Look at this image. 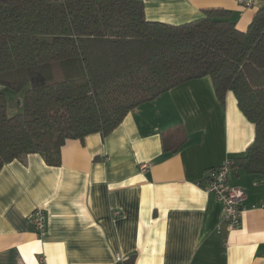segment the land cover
Instances as JSON below:
<instances>
[{
  "label": "crops",
  "instance_id": "crops-1",
  "mask_svg": "<svg viewBox=\"0 0 264 264\" xmlns=\"http://www.w3.org/2000/svg\"><path fill=\"white\" fill-rule=\"evenodd\" d=\"M145 0L146 20L180 26L231 11L244 32L264 0ZM255 126L211 78L185 83L131 112L107 136L68 140L62 164L41 154L0 172V264H264V177L232 171L247 195L242 226L218 235L222 204L201 182L240 157ZM147 166L146 170L143 167ZM43 208L38 236L29 216Z\"/></svg>",
  "mask_w": 264,
  "mask_h": 264
},
{
  "label": "trees",
  "instance_id": "trees-1",
  "mask_svg": "<svg viewBox=\"0 0 264 264\" xmlns=\"http://www.w3.org/2000/svg\"><path fill=\"white\" fill-rule=\"evenodd\" d=\"M144 1L0 0V87L24 95L13 114L17 96L0 91V172L32 154L60 167L68 140L107 136L142 105L209 77L220 103L233 93L255 126L231 169L264 177V8L242 32L223 8L180 26L148 21Z\"/></svg>",
  "mask_w": 264,
  "mask_h": 264
},
{
  "label": "built area",
  "instance_id": "built-area-1",
  "mask_svg": "<svg viewBox=\"0 0 264 264\" xmlns=\"http://www.w3.org/2000/svg\"><path fill=\"white\" fill-rule=\"evenodd\" d=\"M241 3L244 7H250L253 5V0H244ZM146 168L147 166H144L143 170L145 171ZM232 171L227 161L220 167L208 170L206 173L205 191L214 196L223 206L221 222L216 229L218 235L236 231L242 226L247 195L243 189L230 187L229 177ZM29 221L38 236H42L46 232L47 216L43 208L34 210L29 216Z\"/></svg>",
  "mask_w": 264,
  "mask_h": 264
},
{
  "label": "rangeland",
  "instance_id": "rangeland-1",
  "mask_svg": "<svg viewBox=\"0 0 264 264\" xmlns=\"http://www.w3.org/2000/svg\"><path fill=\"white\" fill-rule=\"evenodd\" d=\"M0 91L6 93L8 95L9 99H13L15 96H17V98H16L17 100L11 102V104L14 105L15 109H16V103H20L21 104V101L23 100V104H24V95H22V96L15 95L12 92H9L8 90L4 89L3 87H0ZM11 112L13 114L16 113V112H13L12 106H11Z\"/></svg>",
  "mask_w": 264,
  "mask_h": 264
},
{
  "label": "water",
  "instance_id": "water-1",
  "mask_svg": "<svg viewBox=\"0 0 264 264\" xmlns=\"http://www.w3.org/2000/svg\"><path fill=\"white\" fill-rule=\"evenodd\" d=\"M11 106H12L13 112H16V109L14 108V105L11 104Z\"/></svg>",
  "mask_w": 264,
  "mask_h": 264
}]
</instances>
